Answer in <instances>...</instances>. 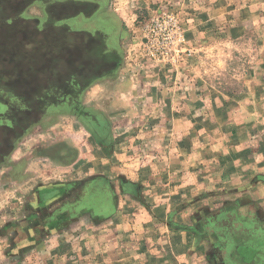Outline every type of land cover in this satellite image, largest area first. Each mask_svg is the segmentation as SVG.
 <instances>
[{"label":"rangeland","instance_id":"obj_1","mask_svg":"<svg viewBox=\"0 0 264 264\" xmlns=\"http://www.w3.org/2000/svg\"><path fill=\"white\" fill-rule=\"evenodd\" d=\"M97 1L94 18L71 23L98 29L104 41H88L84 60L110 73L71 91L77 109L44 110L0 148V264H111L109 240L95 253L88 239L82 260L77 233L110 230L117 200L144 205L142 183L162 184L178 164L160 157L177 145L196 155L198 192L176 204L180 177L168 178V229L193 235L198 264H264V231L234 202L251 192L221 184L223 169L248 173V153L264 148V0ZM45 14L37 3L25 17Z\"/></svg>","mask_w":264,"mask_h":264},{"label":"trees","instance_id":"obj_2","mask_svg":"<svg viewBox=\"0 0 264 264\" xmlns=\"http://www.w3.org/2000/svg\"><path fill=\"white\" fill-rule=\"evenodd\" d=\"M0 3L7 11L0 17V105L5 108L0 115L1 148L20 139L44 110L77 109L80 94L71 91H84L110 72L92 74L84 60L92 33L71 28L47 9L44 19L25 18L18 10L28 1Z\"/></svg>","mask_w":264,"mask_h":264},{"label":"crops","instance_id":"obj_3","mask_svg":"<svg viewBox=\"0 0 264 264\" xmlns=\"http://www.w3.org/2000/svg\"><path fill=\"white\" fill-rule=\"evenodd\" d=\"M28 1L24 8L20 7L19 12L25 17V12L29 6L37 3H41L46 11V3H47V11H54L55 7L57 10L62 9L64 12L65 8L70 6L72 2H85L86 0H23ZM2 5V3H1ZM21 5V3H20ZM50 5V9L48 6ZM2 15L4 17L7 16V11L4 8H1ZM58 13V12H57ZM30 18V17H25ZM34 19V18H30ZM63 21V20H62ZM73 28V27H72ZM75 29V28H73ZM78 31H84L85 29H75ZM86 31V30H85ZM196 96V95H195ZM247 124V123H246ZM255 132L250 134L254 136L253 143L254 147L257 149V145L261 144L260 140H257V129H260L257 124L252 125ZM248 138V141L251 139ZM177 144V143H176ZM261 149V147H259ZM166 150V149H165ZM170 150V149H169ZM173 151H164V156L162 155L160 159H168L172 161L173 165L178 164L176 167H171L170 171L166 172L162 169L161 175H164L162 178V184H158V187H154L148 183L143 184V204L132 200V201H124L123 199L117 200L115 202L114 207H118L115 210V215L113 216L114 225L111 229H105L101 231H96L94 234L90 233L88 236L84 237L82 232L77 233L78 240L82 241V243H78L81 245L80 256L82 260L86 261V258L89 254H92L93 249L89 246H93L91 243H87L88 239L98 241V244L95 249V253L98 252L99 247L104 248L108 242L109 250L113 251V255L110 252L111 256V264H198L199 262L196 259L198 258L197 250L193 248L196 247L193 235L185 234L183 232H178L177 230L168 229L166 224L167 215L169 212V208L171 206L168 203L169 194L167 193V186L165 185L168 182V178L172 177H180L175 178V183L173 184V188L176 190V197L173 201L177 204L179 198H184L186 196L193 197L198 191L197 186V176L198 174L195 172L193 159L196 155H191L190 160L186 161L185 158L189 156L183 152L182 147H178V145L172 149ZM185 151V150H184ZM168 153V154H167ZM249 159L254 158L255 163L258 166L252 170H248L246 168H242V170H238L237 172L233 169L225 168L222 170V179L221 184L224 185V188L227 189V186L234 185L233 190L243 191L247 188L251 192L249 194H240L238 197L234 199L242 209L243 214L249 216L250 220L254 221V223L259 225L258 227L261 231H264V148L260 151H257L253 155L248 153ZM172 156V157H170ZM244 158V154L242 155ZM174 160V161H173ZM262 162V163H261ZM261 163V164H259ZM154 169V168H153ZM254 170V172H253ZM246 171V172H245ZM252 172V173H251ZM238 174H241L238 175ZM144 175L152 176L154 175L152 171L148 170L144 173ZM236 177V178H235ZM218 180V179H216ZM217 182L214 184L216 185ZM220 184V185H221ZM228 186V187H229ZM157 191L158 198L156 201L154 199L157 197L155 195ZM122 196H120L121 198ZM183 200V199H182ZM124 201V202H123ZM146 202V203H145ZM146 204H150L152 208L148 209ZM259 214L258 216L256 214ZM115 227L117 230H115ZM98 228H96L97 230ZM110 232V233H107ZM186 237L190 238V240H186ZM72 236H67V239L70 241ZM85 238V239H84ZM105 240V241H103ZM101 242L102 245L99 243ZM72 243L71 241L68 243ZM84 243V245H83ZM104 245V246H103ZM85 246V247H84ZM100 252V251H99ZM98 252V253H99ZM96 260H99L101 257L96 255ZM85 264V263H84ZM102 264V263H99Z\"/></svg>","mask_w":264,"mask_h":264},{"label":"flooded vegetation","instance_id":"obj_4","mask_svg":"<svg viewBox=\"0 0 264 264\" xmlns=\"http://www.w3.org/2000/svg\"><path fill=\"white\" fill-rule=\"evenodd\" d=\"M101 9H102L101 1H97V0H86L85 2L71 1L70 6L68 8H65L64 10L65 17L63 19L64 22H66V24L72 28V23H71L72 20L79 17H84L87 19H90V17L94 18L97 12H99ZM85 32L93 34L94 39L92 41L94 43L96 42L100 43L104 41L98 29L97 31L86 30Z\"/></svg>","mask_w":264,"mask_h":264}]
</instances>
